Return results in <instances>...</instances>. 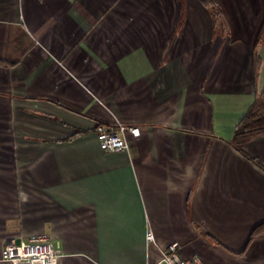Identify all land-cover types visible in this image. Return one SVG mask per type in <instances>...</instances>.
Here are the masks:
<instances>
[{
  "label": "crops",
  "instance_id": "crops-1",
  "mask_svg": "<svg viewBox=\"0 0 264 264\" xmlns=\"http://www.w3.org/2000/svg\"><path fill=\"white\" fill-rule=\"evenodd\" d=\"M0 0L2 243L47 233L58 264H264V135L234 127L264 88V0ZM261 59L254 82L252 50ZM121 123L130 151H103ZM153 241L146 242V231Z\"/></svg>",
  "mask_w": 264,
  "mask_h": 264
},
{
  "label": "built area",
  "instance_id": "built-area-1",
  "mask_svg": "<svg viewBox=\"0 0 264 264\" xmlns=\"http://www.w3.org/2000/svg\"><path fill=\"white\" fill-rule=\"evenodd\" d=\"M137 137L140 130L136 126L116 123L109 126H97L96 139L103 151H130L126 133ZM146 242L153 241V233L146 231ZM178 243L173 242L161 252L159 260L153 264H203L198 255L182 258L177 254ZM62 252L52 241L49 234L37 233L27 237L17 236L5 239L2 243L1 258L12 264H58Z\"/></svg>",
  "mask_w": 264,
  "mask_h": 264
},
{
  "label": "trees",
  "instance_id": "trees-1",
  "mask_svg": "<svg viewBox=\"0 0 264 264\" xmlns=\"http://www.w3.org/2000/svg\"><path fill=\"white\" fill-rule=\"evenodd\" d=\"M201 2L210 12L214 33L224 37L227 34L226 20L219 3L217 0H201ZM260 42L261 41H258L252 50V72L254 82L258 79L261 65V59L257 54V47ZM262 135H264V88H262L260 92H256L254 100L235 125L230 144L236 150L243 153L242 147L245 143ZM243 154L256 164L260 165L258 159L245 153ZM262 230H264V223L257 224L250 231L246 245Z\"/></svg>",
  "mask_w": 264,
  "mask_h": 264
},
{
  "label": "rangeland",
  "instance_id": "rangeland-1",
  "mask_svg": "<svg viewBox=\"0 0 264 264\" xmlns=\"http://www.w3.org/2000/svg\"><path fill=\"white\" fill-rule=\"evenodd\" d=\"M223 12V11H222ZM224 14V13H223ZM226 31H228V29H227V25H226Z\"/></svg>",
  "mask_w": 264,
  "mask_h": 264
}]
</instances>
